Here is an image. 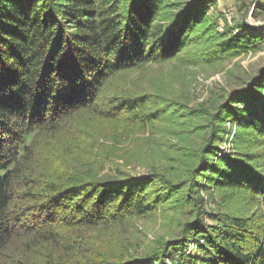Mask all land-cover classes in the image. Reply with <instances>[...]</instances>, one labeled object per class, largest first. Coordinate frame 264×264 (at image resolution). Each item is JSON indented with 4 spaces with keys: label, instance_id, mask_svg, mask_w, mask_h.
Returning a JSON list of instances; mask_svg holds the SVG:
<instances>
[{
    "label": "trees",
    "instance_id": "16d2710c",
    "mask_svg": "<svg viewBox=\"0 0 264 264\" xmlns=\"http://www.w3.org/2000/svg\"><path fill=\"white\" fill-rule=\"evenodd\" d=\"M214 1L0 0V264H264V69L209 115L177 238L159 254L113 261L87 242L94 231L152 217L177 195L180 185L155 173L101 176L107 147L94 130L132 135L166 117L153 95L122 93L117 82L185 53ZM223 20V33L208 26L215 39L196 62L264 40L237 35L244 25ZM227 124L237 136L223 155ZM211 187L243 195L257 210L218 212L208 225L197 190Z\"/></svg>",
    "mask_w": 264,
    "mask_h": 264
},
{
    "label": "rangeland",
    "instance_id": "374dc122",
    "mask_svg": "<svg viewBox=\"0 0 264 264\" xmlns=\"http://www.w3.org/2000/svg\"><path fill=\"white\" fill-rule=\"evenodd\" d=\"M259 2L216 0L210 3L209 20L196 29L197 40L187 46L185 53L166 63L149 64L142 70L130 71L117 82L118 91L153 95V100L156 99L168 112L152 128L132 135L123 131L119 134L113 130L105 131L104 126L96 128L94 131L100 143L107 147V153H102L99 158L100 175L155 173L180 187L177 195L159 206L152 217L124 227L100 229L88 236L87 242L102 252L107 261L159 254L167 241L178 237L182 225L189 220V207L185 206L186 203L180 205L184 203L181 198L188 195L191 173L197 169L199 152L207 143L209 115L224 102L228 93L240 90L264 69V40L257 42L254 50L223 56L210 63L196 62L193 57L205 52L215 39L216 33L208 32L210 24H218V33H223L220 27L225 25V16L229 17L230 21L226 23L231 27L244 25L242 31H235L237 35H264V9H260ZM226 127L225 142L218 146L223 155L233 150L237 136L236 126L227 124ZM39 141L44 151L46 140L40 138ZM60 142L58 144L64 146L62 140ZM254 149L259 150L257 147ZM69 150L71 148L67 147L63 153H71ZM86 159L89 162L85 156L78 158L85 166H93L92 163L87 164ZM197 191V196L206 203L208 214L204 219L208 225H215L212 217L218 212L249 215L257 210L243 195L235 197L228 191L212 187ZM188 253L191 256L197 253L195 244H191ZM167 262L171 264L169 260Z\"/></svg>",
    "mask_w": 264,
    "mask_h": 264
},
{
    "label": "built area",
    "instance_id": "2783aa9c",
    "mask_svg": "<svg viewBox=\"0 0 264 264\" xmlns=\"http://www.w3.org/2000/svg\"><path fill=\"white\" fill-rule=\"evenodd\" d=\"M226 18L228 19L229 17H228V16H226ZM228 21H230V20L228 19ZM223 26H224V25H223ZM223 26H222V27H220V30H221V31H223V30H224V27H223Z\"/></svg>",
    "mask_w": 264,
    "mask_h": 264
}]
</instances>
